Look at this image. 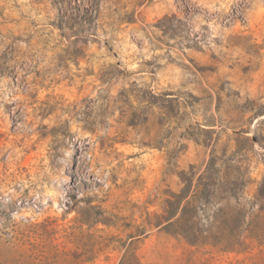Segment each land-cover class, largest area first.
Instances as JSON below:
<instances>
[{"label":"rangeland","instance_id":"374dc122","mask_svg":"<svg viewBox=\"0 0 264 264\" xmlns=\"http://www.w3.org/2000/svg\"><path fill=\"white\" fill-rule=\"evenodd\" d=\"M0 264H264V0H0Z\"/></svg>","mask_w":264,"mask_h":264},{"label":"trees","instance_id":"16d2710c","mask_svg":"<svg viewBox=\"0 0 264 264\" xmlns=\"http://www.w3.org/2000/svg\"><path fill=\"white\" fill-rule=\"evenodd\" d=\"M200 186H201V184H198L196 192H198V191H199V188H200ZM173 216H174V214H173V215H171V217H173ZM195 236H197V237H198V235H195Z\"/></svg>","mask_w":264,"mask_h":264}]
</instances>
